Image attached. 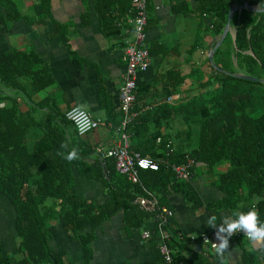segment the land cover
<instances>
[{"label": "trees", "instance_id": "trees-1", "mask_svg": "<svg viewBox=\"0 0 264 264\" xmlns=\"http://www.w3.org/2000/svg\"><path fill=\"white\" fill-rule=\"evenodd\" d=\"M112 1L114 3L116 0ZM241 1L198 0L196 8L200 13L199 23L203 24L202 14L210 20L207 31L212 32L213 36L221 34L229 8ZM49 3L50 0L35 3L36 23L48 22L46 11ZM248 3L264 7V0H248ZM127 6L129 7L128 2ZM105 10L106 8L102 11L98 7V13L102 16L101 23L103 27L114 29L113 17L106 16L109 11ZM17 12L14 0H0V26L6 21L17 19ZM231 24L236 28L233 41L227 34L213 55L214 63L223 72L214 71L208 57L204 65L213 71L207 70L206 77L201 74V70L203 73L207 72L205 67L184 68L186 70L182 72L173 65L167 71V86L162 89L165 97L184 92L190 99L177 106L166 104L165 101L154 105L155 111L165 113V116L156 118L166 121L174 110L176 113L188 114L190 120L195 118L198 123V127L193 130L197 140L193 145L188 144L187 152H161L159 155L168 160L167 164H160L157 170H141L140 181L153 194H164L173 184L181 181L175 178L172 165L183 164L189 158L192 159L190 181L192 168L197 163L210 168L227 163L226 169L217 174L216 184L223 197L211 204L216 210L215 214L220 209L246 212L255 208L261 222H264V83L234 75L242 73L264 77V12L242 9L239 15L234 14ZM60 29L58 24H52L53 32ZM196 34L199 37L188 50L190 54L201 45V32ZM39 63L41 58L34 51L9 49L0 52V192L15 208L18 239L15 255L0 245V264H71L63 249L55 250L48 244L46 229L50 223L59 220L79 243L84 263L92 264L91 243L95 238V230L119 208L124 209V223L127 227H142V230L152 232L151 237L145 240L155 242L156 252L145 264H219L216 254L208 253V257L190 259V252L202 254L201 244L177 237V231L171 228L172 219L167 223V230L171 235L168 247L172 261L167 263L158 247L159 236L153 215L135 202L139 194H144L141 185L130 182L125 175L118 173L113 161L108 160L103 165L95 157L90 159L94 149L84 137L76 135L75 131L73 135L68 134L63 124L66 117L62 116L57 121L59 126L52 125L50 120L46 126L41 125L43 133L34 134V137H30L34 142L27 144L29 137L26 136V130L31 120L24 122L20 118L21 112L16 108V98L12 96V92L24 91L20 78L29 79L37 90L52 83V76L44 67H39ZM156 76L155 80L163 77L160 73ZM155 87L158 86L155 84ZM196 90L200 93L191 94ZM140 91L142 90L139 93ZM145 91L146 87H143L141 97L147 95ZM138 95L137 100L140 98ZM10 98L12 102L7 104ZM118 112L115 124L120 125L122 112ZM150 118L141 115L131 125V146L144 156L156 157L157 153L153 150L156 139L160 137V145L165 146L168 137H164L161 128L151 130ZM35 123L38 124V121ZM63 143H68L69 148L78 147L80 159L72 161V164L77 167L81 176L104 179V186L111 189L110 199L106 203L95 205L74 193L70 171L72 164L59 154L67 152L61 148ZM189 181L181 182L190 191L191 187L186 183ZM49 199L54 203L47 204ZM260 258L264 262L262 255ZM255 260L257 257L251 255L247 261L254 264Z\"/></svg>", "mask_w": 264, "mask_h": 264}, {"label": "crops", "instance_id": "crops-1", "mask_svg": "<svg viewBox=\"0 0 264 264\" xmlns=\"http://www.w3.org/2000/svg\"><path fill=\"white\" fill-rule=\"evenodd\" d=\"M38 1L14 0L19 17L0 26V52L9 49L34 51L41 58L38 66L44 67L53 78L52 83L42 90L32 86L29 79L20 78L24 91L12 92L16 98V108L21 112L20 118L24 119V122L31 120L27 129H35L32 131L34 135L43 133L41 125L46 126L49 120L53 122L52 125L59 126L57 121L62 116L65 117L70 107L83 104L87 112L104 122L84 136V140L94 149L90 159L95 157L99 160L96 149L110 147L118 140L114 127L119 125L115 123L120 110L119 88L125 73L124 42L130 38L132 27L130 4L128 7L126 0H116L114 3L112 0H50L49 9L46 11L48 22L44 24L35 22L34 5ZM197 2L198 0H147L146 45L150 64L145 71L137 74L138 93L146 87L147 95L141 97L142 91L138 95L136 89V98L131 110L133 115L135 114V120L127 127V132L131 141V125L137 118L141 115L154 117L155 119L150 118L149 122L151 130L161 128L164 137H168L165 146L160 145V137L156 139V145L153 147L157 153L156 158L162 157L159 155L161 152L184 153L189 150L188 144L180 143L179 148L173 146L167 132L171 127L169 120L174 118L176 112L174 116L171 114L168 121L156 118L165 116V113L155 111L154 105L163 101L175 105L174 98L188 97L184 92L165 97L162 89L167 86V71L172 69L173 65L182 72L184 68L192 66L201 69L199 67L204 65L208 51L214 44V38L220 35L213 36L212 32L207 31L210 20L206 16L201 14L203 24L199 23ZM98 7L102 8V11L104 8L105 12L109 11L106 16L113 17L114 29L103 27ZM53 23L58 24L61 29L53 32ZM235 30V26L231 24L228 34L232 41ZM198 31L201 32V45L190 54L188 50L197 39ZM189 61L191 66L188 65ZM159 73L163 77L155 80ZM137 95L140 96L138 100ZM35 121H38V124ZM66 122L70 124L67 119ZM108 123L112 124V127ZM63 124L68 134L73 135V126L70 124L72 127L67 128L65 123ZM33 142L34 139L28 138V145ZM227 165L224 163L210 168L197 163L192 168L191 180L186 182L191 187L190 191L185 183L177 181L166 193L154 194L162 205L173 210L171 228L177 231V237L187 239L207 233L213 241L218 242L215 229L209 227L206 222L209 216L216 215L219 224L223 216L233 213L220 209L215 214L216 210L211 207L213 202L223 197L216 180L217 174L226 169ZM70 171L74 193L95 205L104 204L110 199L111 189L104 186V179L83 177L73 164L70 165ZM139 177L141 179L140 174ZM46 203L53 204L54 201L49 199ZM15 217L13 204L0 192V245L13 255L17 253L18 241ZM124 222V209L119 208L113 216L96 228L95 238L91 243L92 264H145L154 257L155 242L141 237L142 227H127ZM46 230L48 244L52 249H63L71 264H85L79 243L61 220L50 223ZM200 244L202 254L190 252V259L208 257V253L215 255L214 250ZM230 252L229 264H249L247 260L251 255L257 257L254 264L264 263L261 261V254L245 238L230 239Z\"/></svg>", "mask_w": 264, "mask_h": 264}, {"label": "built area", "instance_id": "built-area-1", "mask_svg": "<svg viewBox=\"0 0 264 264\" xmlns=\"http://www.w3.org/2000/svg\"><path fill=\"white\" fill-rule=\"evenodd\" d=\"M129 2L131 6L130 12L133 16V29L131 38L126 41V69L124 73L123 84L119 91L120 110L123 114V118L120 125L114 127L115 131L118 133V140L110 147H98L96 149V155L103 164L107 162V159H112L115 170L118 173L127 176V178L133 183H139L141 185L144 194L138 196L135 202L138 203L144 210L153 215L157 234L159 236L158 247L160 253L164 260L167 263H170L172 259L171 251L168 247V241L171 235L167 230V223L173 218L174 212L171 208L161 205L158 198L152 192L142 186L139 177L141 170H155L158 168V163L151 158L141 156L138 152L130 150L129 138L125 130L126 125L133 118V115L130 113V109L134 100V89L136 85L137 73L145 71L149 65L148 50L144 45L146 40V32L144 30L146 24V0H129ZM242 2L248 3V0H242L241 3ZM241 10L242 9H237L234 14L237 13L239 15ZM75 107L76 106H72L67 110L66 118L72 123L78 132L74 120L69 115L72 113V110ZM88 114L95 123V127H93L91 130L98 128L103 123L102 119L93 117L90 115V113ZM108 125L112 127V124L108 123ZM191 163L192 161L188 159L183 164L172 165V171L175 178L181 181H188L190 178L189 167L191 166ZM151 235V231L144 230L141 234V237L143 239H148L151 237ZM232 238L247 239L244 237L243 233H238ZM188 239L191 243L199 242L204 244L207 249L214 250L211 247V242L215 241H213L207 233H201L198 236H191ZM262 260L264 261V256H262Z\"/></svg>", "mask_w": 264, "mask_h": 264}, {"label": "clouds", "instance_id": "clouds-1", "mask_svg": "<svg viewBox=\"0 0 264 264\" xmlns=\"http://www.w3.org/2000/svg\"><path fill=\"white\" fill-rule=\"evenodd\" d=\"M69 115L74 120L80 135L95 127V123L83 104H78ZM61 148L67 150L66 153L61 152L59 154L68 162L80 159L78 147L69 148L68 143H63ZM217 221L218 217L211 215L206 223L209 227L215 229V238L218 242H211V247L219 259V264H229L228 257L231 255L230 239L238 233H243L244 237L264 256V222H261L259 212L255 208H251L246 212L233 211L230 216H223L219 224Z\"/></svg>", "mask_w": 264, "mask_h": 264}, {"label": "rangeland", "instance_id": "rangeland-1", "mask_svg": "<svg viewBox=\"0 0 264 264\" xmlns=\"http://www.w3.org/2000/svg\"><path fill=\"white\" fill-rule=\"evenodd\" d=\"M231 44H233V42H231ZM223 45H225V44H223ZM225 47H227V44H226ZM188 65L191 66L190 61H189ZM202 67H205V70L206 71L207 70L209 72H212L213 71V70L211 71L210 67L207 66V65H202L199 68H202ZM184 70H183V72H184ZM208 71L205 72V73H203L202 70H201V74L206 77L208 75ZM214 71H216V70H214ZM216 72H218V71H216ZM188 87H189V85L187 86V88ZM194 93L195 94H199L200 91L199 90H196L195 92L194 91L191 92V94H194ZM189 99H190V97H185V98H178V97H176V98H174V103L177 106V105H180L181 103H187V101ZM10 101L12 102V99ZM175 112H176V110L173 111L172 116H174ZM187 115L188 114H185V113H177L174 116V118L171 117L170 120H169V125H171V127H170V130L167 129V132H169V134H170V137H171V139L173 141V146H176L177 148L180 147V143H183L185 145L186 144L193 145L196 142V140H197V135H196V133L193 130L196 129V127H198V123L195 121V118H194L193 121L190 120V118ZM64 123H65V126L67 128H69L71 126L67 122H64ZM163 129L165 130L164 127H163ZM33 130H35V129H33V128L27 129L26 130V134H27L26 136H28L29 138L31 136L34 137V135L32 134V131ZM188 149H189V147H188ZM196 174H198V173H196ZM209 174H211V172H209Z\"/></svg>", "mask_w": 264, "mask_h": 264}, {"label": "water", "instance_id": "water-1", "mask_svg": "<svg viewBox=\"0 0 264 264\" xmlns=\"http://www.w3.org/2000/svg\"><path fill=\"white\" fill-rule=\"evenodd\" d=\"M237 9H246L248 11H253V12H264V7H257L255 5L253 6V5L248 4L247 2H242V3L237 4V5H232L229 8L228 13H227L226 23L224 25L222 33L219 35V37L214 38V42H213L214 44L209 49L208 55H207L210 64L214 67V70L219 71V72H223V70L214 63L213 54H214L215 50L218 48V46L221 44L222 40L228 34V31L231 27V22H232L234 12ZM234 75L237 77L243 78V79H248V80L258 81V82L264 83V77L258 78V77H253L250 75H245L242 73H235Z\"/></svg>", "mask_w": 264, "mask_h": 264}, {"label": "bare ground", "instance_id": "bare-ground-1", "mask_svg": "<svg viewBox=\"0 0 264 264\" xmlns=\"http://www.w3.org/2000/svg\"><path fill=\"white\" fill-rule=\"evenodd\" d=\"M128 2H129V0H127ZM129 4H130V2H129ZM130 8H131V6H130ZM130 8H129V11H130ZM145 10H146V24H145V27H144V30H145V32H146V25H147V20H148V18H147V0H146V7H145ZM131 13V12H130ZM132 15V14H131ZM132 18H133V16H132ZM132 29H133V22H132V27H131V29H130V38H131V36H132ZM130 38H128L127 40H129ZM127 40H125V48H126V46H127V43H126V41ZM144 45L147 47V50H148V46L146 45V40H145V43H144ZM125 48H124V60H125ZM148 57H149V64H150V54H149V50H148ZM149 66V65H148ZM148 68V67H147ZM125 69H126V60H125ZM143 72V71H142ZM139 73V72H138ZM137 73V74H138ZM123 79H124V77H123ZM122 84H123V81H122ZM122 84H121V86H122ZM121 86H120V88H121ZM120 88H119V91H120ZM136 89H137V77H136V85H135V89H134V100H135V98H136ZM133 100V101H134ZM132 104H133V102H132ZM131 110H132V106H131V109H130V113L133 115V113L131 112ZM89 113V112H88ZM91 115V114H90ZM92 116V115H91ZM135 114L133 115V118H132V120L126 125V132H127V127H128V125L129 124H131L135 119ZM65 117H66V113H65ZM122 118H123V114H122ZM67 119V118H66ZM68 120V119H67ZM69 121V120H68ZM103 121V120H102ZM70 122V121H69ZM71 123V122H70ZM104 123V122H103ZM102 123V124H103ZM72 124V123H71ZM101 124V125H102ZM73 126V125H72ZM73 128H74V126H73ZM75 129V128H74ZM95 130V129H94ZM91 131H93V130H91ZM91 131H88V132H86L85 134H83V135H79L78 134V132L76 131V129H75V132H76V134L78 135V136H81V137H84V136H86V134H88L89 132H91ZM127 134H128V132H127ZM128 138H129V145H130V150H132V151H135V152H138L141 156H144V155H142L139 151H137V150H134L133 148H132V146H131V141H130V135L128 134ZM144 157H148V158H151V159H153V160H155L157 163H158V168H159V165L160 164H167V162H168V160L166 159V158H162V157H149V156H144ZM190 159V158H189ZM100 160V159H99ZM191 161H192V163H193V160L192 159H190ZM101 161V160H100ZM101 163H102V161H101ZM191 163V164H192ZM103 164V163H102ZM104 165V164H103ZM157 168V169H158ZM190 168V167H189ZM157 169H155V170H157ZM145 170H152V169H145ZM123 175V174H122ZM126 178H127V176H126ZM128 179V178H127ZM129 180V179H128ZM130 181V180H129ZM189 181V180H188ZM130 182H132V181H130ZM133 183V182H132ZM144 230H142V232H143ZM142 232H141V234H142ZM212 250V249H211Z\"/></svg>", "mask_w": 264, "mask_h": 264}]
</instances>
